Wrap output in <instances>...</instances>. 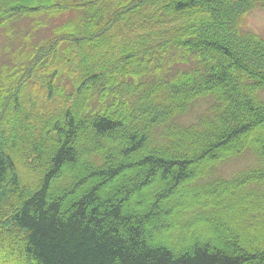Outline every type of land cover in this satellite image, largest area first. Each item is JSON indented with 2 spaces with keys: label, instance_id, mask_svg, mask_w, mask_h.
Segmentation results:
<instances>
[{
  "label": "trees",
  "instance_id": "trees-1",
  "mask_svg": "<svg viewBox=\"0 0 264 264\" xmlns=\"http://www.w3.org/2000/svg\"><path fill=\"white\" fill-rule=\"evenodd\" d=\"M257 8L0 0V29L75 14L0 77V264H264V37L243 26ZM168 58L188 68L161 76Z\"/></svg>",
  "mask_w": 264,
  "mask_h": 264
},
{
  "label": "rangeland",
  "instance_id": "rangeland-1",
  "mask_svg": "<svg viewBox=\"0 0 264 264\" xmlns=\"http://www.w3.org/2000/svg\"><path fill=\"white\" fill-rule=\"evenodd\" d=\"M73 16L75 14L71 11L54 13L39 12L18 16L1 27L0 77L4 76L6 71H10L15 64L22 62L23 55L30 54L37 45H41L51 39L54 36V29ZM243 26L246 30L256 32L264 37V8H257L249 12L244 19ZM171 57L173 61L174 57H176L175 50L171 52ZM170 58L167 59L161 71V76H167L169 70L173 73L176 72L178 67L180 69L188 68L184 62L179 64L177 62H170ZM154 78L156 77L154 76ZM64 82L68 85L70 81L66 79ZM261 96L264 98V90ZM199 112L200 107L190 111L183 117L182 122L191 123L196 121ZM255 163V157L250 155L244 156L223 162L217 171L219 175L230 178Z\"/></svg>",
  "mask_w": 264,
  "mask_h": 264
}]
</instances>
